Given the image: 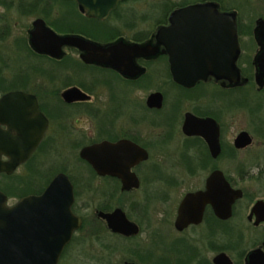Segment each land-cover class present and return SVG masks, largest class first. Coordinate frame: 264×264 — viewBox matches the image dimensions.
Instances as JSON below:
<instances>
[{"label": "flooded vegetation", "instance_id": "1", "mask_svg": "<svg viewBox=\"0 0 264 264\" xmlns=\"http://www.w3.org/2000/svg\"><path fill=\"white\" fill-rule=\"evenodd\" d=\"M138 1L119 0L98 19L81 12L76 0H0V97L25 95L11 132L21 154L30 150L12 173L0 176L18 171L16 201L41 194L58 173L70 180L71 210L80 224L57 264H264V0H164L152 8L135 6ZM203 3L235 20L236 74L208 73L184 86L173 79L170 55L155 35L174 11ZM43 27L100 46L120 40L149 45L156 53L121 55L116 67L84 61L85 50L71 44L56 56L34 46ZM45 35L39 40L50 46ZM219 43L207 50L224 61L230 48ZM251 94L256 99L250 101ZM237 110L249 113L250 124H231ZM241 132L251 141L237 146ZM101 142L120 145L99 152L110 165L98 170L81 151ZM131 143L147 158L134 162ZM254 143V160L247 159L243 154ZM70 158L78 161L74 169ZM215 172L221 177L212 200L185 204L187 195L207 190ZM227 185L241 195L230 214L220 216L214 204L225 205ZM0 190L8 203L9 192Z\"/></svg>", "mask_w": 264, "mask_h": 264}, {"label": "water", "instance_id": "2", "mask_svg": "<svg viewBox=\"0 0 264 264\" xmlns=\"http://www.w3.org/2000/svg\"><path fill=\"white\" fill-rule=\"evenodd\" d=\"M117 1L119 0H76L81 12L98 19L105 18ZM219 24L222 26H218ZM38 32L39 36L34 37V46L39 51L58 56L61 53V45L71 44L85 50L82 58L86 62H99L116 67L121 62L119 57L121 55L131 58L140 53L144 55L156 53V49L149 45L126 44L121 40L100 46L77 35H56L45 27L38 29ZM220 32L222 36L218 37ZM40 33L50 38V46L41 43ZM213 33L215 44L211 41ZM155 36L164 43L170 55L173 79L184 86H191L199 78H205L208 73L227 78H230L228 72L236 74L235 20L231 15L213 11L209 4H191L174 11L170 16V24L160 28ZM219 38L222 40H218ZM219 42H223L225 50L230 48V52H225L227 59L224 61L218 60L217 53L207 50L219 47ZM178 55H182V58L176 57ZM262 77L260 72L257 79ZM23 96L25 95L14 91L0 97V123L8 125L7 131L0 129V153L8 155L6 160L0 158V172L8 174L12 173L30 153L27 149L26 153L21 154L24 148L20 147L11 132L16 126V104ZM215 135L207 137L212 153L218 152ZM250 141L248 134L241 132L235 144L243 146ZM118 145L120 143L101 142L84 148L81 156L99 170L110 165L99 152L113 151ZM130 148L134 150V158H131L134 162L147 158L146 151L136 144L131 143ZM219 176L221 177L220 173H213L207 181V190L204 193L187 195L184 203L189 204L199 198L211 201L212 193L218 190L214 186ZM225 190L230 193V197L225 198V205L214 204L216 213L220 216L229 215L231 204L241 195L240 190L229 188L228 185L225 186ZM73 200L72 184L64 173L56 174L41 194L22 197L12 205L7 203L6 195L0 190V264H57L63 247L80 224V219L71 210Z\"/></svg>", "mask_w": 264, "mask_h": 264}, {"label": "rangeland", "instance_id": "3", "mask_svg": "<svg viewBox=\"0 0 264 264\" xmlns=\"http://www.w3.org/2000/svg\"><path fill=\"white\" fill-rule=\"evenodd\" d=\"M163 1L164 0H139L138 2L135 3V6H137L139 8H144V7H149L150 6V8H152L153 5H155L157 3H163ZM186 1H191V0H172V3H184ZM103 36L106 37V35H103ZM252 97H254V94H251L249 96V98H250L249 100L250 101H252V99H251ZM254 99H256V98L254 97ZM250 119H251V117L249 116L248 112L239 111V110L231 111L230 121H231V124L234 127H235V125H237V126L240 125L239 123H242V124L249 123L250 124ZM256 152H257L256 145L254 143L253 146L250 149H248L243 155L247 159H253L254 160V155H256ZM69 161H70V164H69L70 168L74 169L76 167V165H78V164L75 163V162H78V161L76 159H74V158L68 159V162ZM57 168H61V167L57 166ZM17 174H19L18 171H16V173H13V176H11V177H9V176L6 177L5 175L4 176H0V188L7 190L6 186L8 184L14 186V188L12 187L13 189L7 190L9 192L8 194L10 196L9 202H8L9 204L14 203L16 201V199H17V196H18L17 192H19V191L15 192L16 191L15 190V182L17 180Z\"/></svg>", "mask_w": 264, "mask_h": 264}]
</instances>
